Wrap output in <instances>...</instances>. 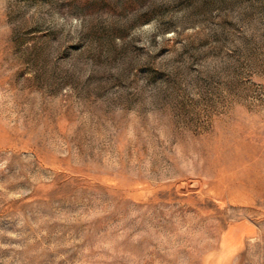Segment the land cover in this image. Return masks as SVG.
<instances>
[{
  "label": "rangeland",
  "instance_id": "1",
  "mask_svg": "<svg viewBox=\"0 0 264 264\" xmlns=\"http://www.w3.org/2000/svg\"><path fill=\"white\" fill-rule=\"evenodd\" d=\"M0 264H264V0H0Z\"/></svg>",
  "mask_w": 264,
  "mask_h": 264
},
{
  "label": "bare ground",
  "instance_id": "2",
  "mask_svg": "<svg viewBox=\"0 0 264 264\" xmlns=\"http://www.w3.org/2000/svg\"><path fill=\"white\" fill-rule=\"evenodd\" d=\"M228 177V176H227ZM231 177V176H230ZM232 178V177H231ZM236 184V183H235Z\"/></svg>",
  "mask_w": 264,
  "mask_h": 264
}]
</instances>
